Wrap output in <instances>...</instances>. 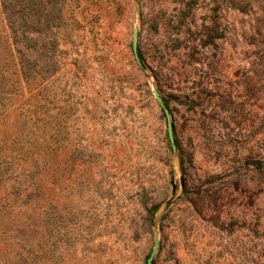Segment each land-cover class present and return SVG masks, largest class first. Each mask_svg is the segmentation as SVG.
<instances>
[{
	"label": "rangeland",
	"instance_id": "rangeland-1",
	"mask_svg": "<svg viewBox=\"0 0 264 264\" xmlns=\"http://www.w3.org/2000/svg\"><path fill=\"white\" fill-rule=\"evenodd\" d=\"M157 236L152 264H264V0H0V264Z\"/></svg>",
	"mask_w": 264,
	"mask_h": 264
},
{
	"label": "water",
	"instance_id": "water-1",
	"mask_svg": "<svg viewBox=\"0 0 264 264\" xmlns=\"http://www.w3.org/2000/svg\"><path fill=\"white\" fill-rule=\"evenodd\" d=\"M138 40H139V29L136 27L134 30V33H133V52L135 54V58L139 64V66L141 68H144V64H143L142 58H141L140 53H139ZM152 92H153V95H154L156 101L160 104L163 112L165 113V115L167 117L168 135H169L172 146L175 147L176 140H175V136H174V128H173V123H172L169 107L166 104V102L164 101V99L162 98V96H161V94L157 88H153ZM159 243H160V240L157 236L155 246L153 248L151 255L148 258L147 264L153 263L155 253L159 247Z\"/></svg>",
	"mask_w": 264,
	"mask_h": 264
}]
</instances>
